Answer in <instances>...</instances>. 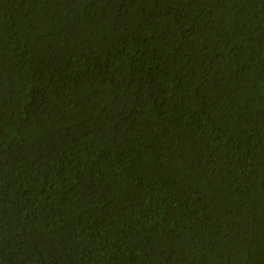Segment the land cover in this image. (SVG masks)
I'll use <instances>...</instances> for the list:
<instances>
[{"label":"trees","instance_id":"obj_1","mask_svg":"<svg viewBox=\"0 0 264 264\" xmlns=\"http://www.w3.org/2000/svg\"><path fill=\"white\" fill-rule=\"evenodd\" d=\"M0 264H264V0H0Z\"/></svg>","mask_w":264,"mask_h":264}]
</instances>
